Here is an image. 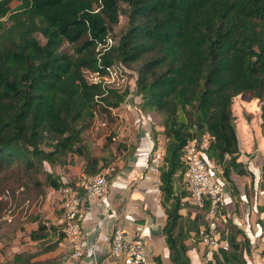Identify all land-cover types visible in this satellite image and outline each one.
Masks as SVG:
<instances>
[{
	"label": "trees",
	"instance_id": "trees-1",
	"mask_svg": "<svg viewBox=\"0 0 264 264\" xmlns=\"http://www.w3.org/2000/svg\"><path fill=\"white\" fill-rule=\"evenodd\" d=\"M120 3L128 8L127 27L117 36ZM114 66L134 72L133 86L106 84L107 69ZM86 72L101 79L89 81ZM244 93L262 102L264 136V0H0V220L11 207L4 195L17 208L46 189L74 185L77 180L66 174L75 155L83 157L87 175L128 157L134 146L115 140V132L99 155L85 133L96 112L108 116L131 94L140 114L160 117L149 161L161 141V232L172 264H191L188 251L207 225L208 207L190 201L183 149L211 133L205 155L215 177L240 200L234 175L250 172L240 160L232 104ZM31 222L38 227L29 237L42 245L0 264H52L36 257L64 237L59 225L47 226L40 214L12 224L3 220L0 243L8 245ZM219 230L228 248L214 250L206 264H247L252 243L245 230L228 215Z\"/></svg>",
	"mask_w": 264,
	"mask_h": 264
},
{
	"label": "crops",
	"instance_id": "crops-1",
	"mask_svg": "<svg viewBox=\"0 0 264 264\" xmlns=\"http://www.w3.org/2000/svg\"><path fill=\"white\" fill-rule=\"evenodd\" d=\"M135 98L134 96L127 98L125 104H121L115 108L116 110L112 109L110 112L120 115L121 122L125 123L121 126L117 140H126L134 146V150L126 158L117 157L115 161L117 172L109 180L104 199L91 201L85 205V216L82 222L86 240L85 253L79 260H73L71 248L63 240L52 251L36 257L37 260H48L52 264H121V259L115 258L110 253L111 234L116 226L121 225L130 234L140 232L151 257L160 258L162 264H172L163 236L158 234L165 213L160 204V191L155 182L157 174L149 163L153 148V131L162 130L159 125L160 117L154 112L140 114L135 105ZM155 118L158 122L149 120H155ZM260 123V115L255 117L250 125L242 119L235 121L242 144L240 160L247 161L250 173L234 175V184L240 194V200L237 199L236 193L233 194L227 190L225 204L226 215L231 216L251 240L252 253L246 256L247 264H264V182L262 179L264 136L261 133ZM83 163L82 156H73L72 166L68 167L66 177L73 181L77 180L82 174ZM47 192L43 200L44 206L37 211L40 213L43 210L40 213V219L48 226L50 223H55L59 215L60 211L57 208L60 204V191L49 189ZM230 194H233V198ZM55 207H57L56 210ZM181 212L185 214V209ZM44 213H46L45 216ZM24 226L26 228L23 231H17L15 238L10 244L4 245V249L1 248L0 243V260L10 258L23 250H37L42 245L41 241L29 237V232L37 229L38 223L31 222ZM188 255L191 264H206L211 259V253L202 254L194 248L189 249ZM202 255L205 256V260L202 259Z\"/></svg>",
	"mask_w": 264,
	"mask_h": 264
},
{
	"label": "built area",
	"instance_id": "built-area-1",
	"mask_svg": "<svg viewBox=\"0 0 264 264\" xmlns=\"http://www.w3.org/2000/svg\"><path fill=\"white\" fill-rule=\"evenodd\" d=\"M108 43L111 40L108 39ZM109 75L112 67L108 69ZM213 136L205 132L201 137L191 139L183 149L186 164L185 177L189 184L190 201L201 208L207 205V225L199 232L202 243L211 250L227 249L228 244L220 236L219 227L227 222L225 204L227 188L213 173V163L205 155ZM165 153L164 144L159 141L151 155L150 165L157 174L156 184H160L158 166ZM117 165H103L94 175L82 173L74 185L64 186L60 191L59 215L55 223L60 226L64 241L70 246L73 260H79L85 253V230L83 227L85 205L91 201L104 199L110 176ZM162 226L158 230L161 232ZM110 253L121 259V264H155L146 249L140 232L132 234L121 225L111 234Z\"/></svg>",
	"mask_w": 264,
	"mask_h": 264
},
{
	"label": "rangeland",
	"instance_id": "rangeland-1",
	"mask_svg": "<svg viewBox=\"0 0 264 264\" xmlns=\"http://www.w3.org/2000/svg\"><path fill=\"white\" fill-rule=\"evenodd\" d=\"M120 7L122 11L119 17V22L117 25L113 27V33L116 34L117 36H119L127 27V16L125 13L128 11V8L123 3H120ZM86 78L89 81H98L101 79L98 75L91 73V72H86ZM105 82L106 84L113 86V87H117V88H124L125 86H133L134 72L124 66H114L112 67V72L109 75V77L105 79ZM127 98H133V95L130 94V96H128ZM123 103L125 104L126 101ZM261 106H262V102L259 99L252 97L249 93H244V94H241L235 97L233 99V104H232V111H233L235 121L238 119L240 120L242 119L244 120V122L249 123L250 125V123L254 121V118L260 115ZM121 118L122 117L120 115H117V113L115 114L110 113L108 116H106L103 113L96 112L91 128L85 133V136H87V138L90 139L89 141L91 143L92 153L94 155L100 154L101 146L104 143L106 136L109 135L112 131L116 133V135L114 136V139L115 140L118 139L121 126H123V123H124V122L123 123L121 122L120 120ZM149 120L158 122V119L156 118L155 120L153 119H149ZM70 165L72 166V159H71ZM47 190L48 189H46V193L44 196L33 198L27 204L18 205L17 208L13 206L12 201L9 198V196L4 195L3 198L8 201V204H10L11 207L9 209V212H7V214L5 215V219L0 220V227H1L0 232L6 231L5 225L4 223H2L3 220H6L9 224L10 223L12 224L15 222L17 223V222L23 221L27 216H30V215L34 216L35 214L39 213L37 210L44 206L45 201L43 200H44V197L47 196L48 194ZM56 208L57 207H55V210ZM44 211H45V208H44ZM41 212H43V210L40 211V213ZM45 215L46 213H44V216ZM24 228H26V226ZM29 228H31V226H29ZM17 231H20V230H16V232ZM196 239H198L197 244L194 247H191V249L194 248L198 250L199 252H202V254L213 252V250H211L207 245H204L202 243L200 235H198ZM190 240L191 239H188L187 243L189 245H192L190 243ZM1 248L2 249L5 248L3 243H1ZM202 259L205 260L204 255H202Z\"/></svg>",
	"mask_w": 264,
	"mask_h": 264
},
{
	"label": "water",
	"instance_id": "water-1",
	"mask_svg": "<svg viewBox=\"0 0 264 264\" xmlns=\"http://www.w3.org/2000/svg\"><path fill=\"white\" fill-rule=\"evenodd\" d=\"M149 219H151V218H149Z\"/></svg>",
	"mask_w": 264,
	"mask_h": 264
}]
</instances>
